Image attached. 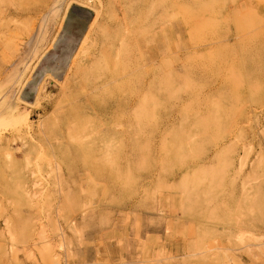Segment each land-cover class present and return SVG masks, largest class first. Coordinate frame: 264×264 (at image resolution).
Listing matches in <instances>:
<instances>
[{
    "label": "rangeland",
    "instance_id": "rangeland-1",
    "mask_svg": "<svg viewBox=\"0 0 264 264\" xmlns=\"http://www.w3.org/2000/svg\"><path fill=\"white\" fill-rule=\"evenodd\" d=\"M0 96V264H264V0H0Z\"/></svg>",
    "mask_w": 264,
    "mask_h": 264
},
{
    "label": "bare ground",
    "instance_id": "bare-ground-1",
    "mask_svg": "<svg viewBox=\"0 0 264 264\" xmlns=\"http://www.w3.org/2000/svg\"><path fill=\"white\" fill-rule=\"evenodd\" d=\"M85 9V8H84ZM96 17H97V14L94 16V18L91 20V22H90V24H89V27H88V30H87V32L85 33V35H84V37H83V39H82V41H81V43H80V45H79V47H78V49H77V51H76V53H75V55H74V57L72 58V61H71V64L73 65H75V67L77 66V63L78 62H81L84 58L86 59V57H87V55H86V53H87V49H88V47H90V46H88V43L91 41V36H92V34L90 35V33H92V30H93V27H94V24H95V20H96ZM132 31V30H131ZM88 54V53H87ZM76 63V64H75ZM79 64V63H78ZM79 66V65H78ZM77 66V67H78ZM131 67V66H130ZM42 88V87H41ZM41 88H40V90H41ZM1 97V96H0ZM28 103V102H27ZM3 104H4V102H3ZM2 104V105H3ZM18 107V106H17ZM14 112H15V110H14ZM18 113V112H17ZM20 115V114H19ZM19 115H18V117H19Z\"/></svg>",
    "mask_w": 264,
    "mask_h": 264
},
{
    "label": "flooded vegetation",
    "instance_id": "flooded-vegetation-1",
    "mask_svg": "<svg viewBox=\"0 0 264 264\" xmlns=\"http://www.w3.org/2000/svg\"><path fill=\"white\" fill-rule=\"evenodd\" d=\"M72 34L71 33H69V35H67V37H66V39H68V41L71 43V42H73V37L71 36ZM62 54H60V56H61ZM57 57H59V56H57ZM56 57V58H57ZM60 58V57H59ZM60 61H61V58H60Z\"/></svg>",
    "mask_w": 264,
    "mask_h": 264
},
{
    "label": "crops",
    "instance_id": "crops-1",
    "mask_svg": "<svg viewBox=\"0 0 264 264\" xmlns=\"http://www.w3.org/2000/svg\"><path fill=\"white\" fill-rule=\"evenodd\" d=\"M69 16V15H68ZM58 56V54L56 53L54 56H53V58H56ZM74 57V56H73ZM72 60V59H71Z\"/></svg>",
    "mask_w": 264,
    "mask_h": 264
}]
</instances>
